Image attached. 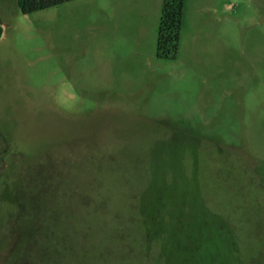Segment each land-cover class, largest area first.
Wrapping results in <instances>:
<instances>
[{"label": "rangeland", "instance_id": "obj_1", "mask_svg": "<svg viewBox=\"0 0 264 264\" xmlns=\"http://www.w3.org/2000/svg\"><path fill=\"white\" fill-rule=\"evenodd\" d=\"M163 1L23 14L0 0V196L40 163L66 189L40 264H154L121 229L155 177L180 184L189 264H264V0H185L172 59L157 56ZM1 199L0 264H13Z\"/></svg>", "mask_w": 264, "mask_h": 264}, {"label": "trees", "instance_id": "obj_2", "mask_svg": "<svg viewBox=\"0 0 264 264\" xmlns=\"http://www.w3.org/2000/svg\"><path fill=\"white\" fill-rule=\"evenodd\" d=\"M72 1L76 0H18V5L23 14H32ZM184 3L185 0L163 1L157 42V56L160 59L176 58ZM1 32L0 28V35ZM59 173L56 165H32L24 178L17 176L19 174L14 176L12 194L7 198L0 196L1 203L12 205L16 211L13 216L16 223L11 233L15 240L10 254H17L19 258L13 264H40L52 251L57 253L61 193L66 191L58 185ZM108 182L113 198L109 210L112 213L120 200L115 185ZM176 182L162 181L158 177L149 180L136 201L139 215L131 216L130 221L135 225L128 231L129 234L121 229L122 237L129 235V239L142 244L144 259L155 254V261L159 263L154 261V264H189L185 256L188 238L185 203L180 200L182 195L177 192L180 184ZM5 183L7 185V181ZM83 204L86 202L83 201Z\"/></svg>", "mask_w": 264, "mask_h": 264}]
</instances>
